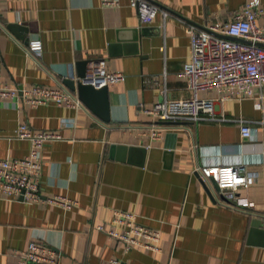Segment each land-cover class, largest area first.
<instances>
[{"label":"crops","instance_id":"obj_1","mask_svg":"<svg viewBox=\"0 0 264 264\" xmlns=\"http://www.w3.org/2000/svg\"><path fill=\"white\" fill-rule=\"evenodd\" d=\"M250 1L154 0L161 10L142 24L130 0L117 7L102 0H0V70L10 87L22 92L77 80L79 60L94 67L106 58L108 70L126 75L109 86V121L87 106L0 99V158L29 153L30 141L16 137L20 123L62 135L45 144L39 201L0 196V264H17L18 251L35 237L61 252L60 264H109L112 257L132 264H264V98L216 102L215 115L226 119L188 123L157 139L153 118L141 109L163 89L173 98L192 95L179 75L191 55L188 23L231 21ZM257 24L264 25V12ZM33 37L44 43L38 60L24 48ZM240 119L252 126L251 138H243ZM203 163H241L258 177L237 191L217 189L194 172ZM54 195L78 203L65 208L49 200ZM120 210L160 229V251L126 250L96 228L111 227Z\"/></svg>","mask_w":264,"mask_h":264},{"label":"built area","instance_id":"obj_2","mask_svg":"<svg viewBox=\"0 0 264 264\" xmlns=\"http://www.w3.org/2000/svg\"><path fill=\"white\" fill-rule=\"evenodd\" d=\"M104 6L117 7L120 0H102ZM131 6L138 11L142 24H151L160 7L154 0H130ZM264 9L260 0H251L228 22L215 21L200 27L188 23L186 31L191 38V55L179 72L188 81L192 91L190 97L173 98L167 90L161 91L162 97L155 103L142 106V111L153 118L151 137H161L165 130L187 128L188 123L202 120L226 119L214 113L216 102L228 99H244L256 96L264 98L261 89L264 86V25L257 24V18ZM164 16L169 12L163 10ZM44 43L40 37L30 38L24 46L34 59L38 60ZM89 67L84 77H76L85 84L99 89L125 80L121 70H108L107 59L100 58ZM216 90L218 97H200L199 91ZM259 91V92H258ZM0 99L22 100L36 106L50 101L67 107H85L78 94L64 84L57 87L34 85L20 92L10 87L2 79L0 70ZM241 121L243 138L254 134L252 126L245 119ZM16 137L29 140L30 151L23 157L0 158V196L23 198L28 201H39L42 198L43 150L48 141L58 140L62 135L55 130L33 131L27 123H20L16 128ZM201 179L214 186L237 191L251 186L258 173L241 163H203L194 168ZM53 203L69 208L78 203L66 195L49 197ZM115 240L122 241L126 250L141 247L147 251H160L162 233L160 229L145 225L138 220L136 213L115 211L111 227L96 226ZM61 252L48 246L40 238H33L28 246L17 253V264H60ZM109 264H132L128 260L112 257Z\"/></svg>","mask_w":264,"mask_h":264},{"label":"water","instance_id":"obj_3","mask_svg":"<svg viewBox=\"0 0 264 264\" xmlns=\"http://www.w3.org/2000/svg\"><path fill=\"white\" fill-rule=\"evenodd\" d=\"M89 60H79L77 62V76L84 77L87 74ZM62 84L68 87L71 91L77 92L79 98L83 101L97 117L103 121H109L111 110L109 103V86H104L99 89L93 85L85 84L81 80L72 78H63ZM215 187L219 189L216 181H213Z\"/></svg>","mask_w":264,"mask_h":264}]
</instances>
